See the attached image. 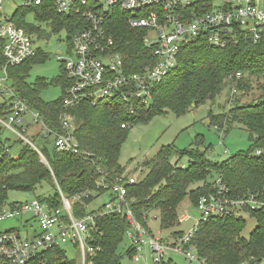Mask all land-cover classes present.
Segmentation results:
<instances>
[{
	"label": "trees",
	"instance_id": "1",
	"mask_svg": "<svg viewBox=\"0 0 264 264\" xmlns=\"http://www.w3.org/2000/svg\"><path fill=\"white\" fill-rule=\"evenodd\" d=\"M29 14L52 34L64 31L69 44L80 29L78 18L57 15L51 5L44 2L40 6L17 10L9 19L32 39L47 40L50 33L29 24L26 21ZM112 31L118 51L130 57L134 64L131 72H136L139 60L145 56L150 58L149 50L140 42V33L128 29L121 22H117ZM237 39V43L224 49L210 47L204 38L191 42L181 50L177 68L153 86L151 96L145 101L135 98L125 101L114 96L94 103L85 100L71 110L76 126L74 135L80 150L87 152L90 158L82 159L57 152L52 140L43 139L38 133L39 129L34 134L36 136L33 135V138L42 140L38 151L19 140L21 148L18 155L11 157L7 154L0 160V208L5 204L9 191L35 193L42 184L49 185L55 193L36 198L47 201L55 208L61 205L57 187L67 198L84 191L94 193L99 173H103L110 181L124 174L125 168L118 163V153L128 127L146 124L167 111L184 115L190 109L214 100L225 83L230 85L231 91L235 88L236 93H249L255 83L260 92L255 100L246 104L240 103L238 98L229 100L228 113L221 118L212 117V122L219 130L229 129L235 124L244 127L249 134V150L231 156L221 164H214L206 160L202 152L190 150L178 154L170 146L163 147L154 159L143 163L142 166L149 169L148 175L135 184L127 185V200L131 202L134 217L143 225L142 214L157 210L163 229L179 225L178 211L185 200L196 207L201 196L215 191L216 180L208 182L212 173L217 175L230 197L253 196L264 202V44L250 45L242 37ZM46 59L47 55L36 48L34 57L9 68L10 90L31 110L40 114L47 128L61 132L58 114L62 108L64 91L69 85L63 69L62 75L54 80L61 86L62 96L50 103H44L39 98L40 90L50 83L43 79L33 84L26 81L31 66ZM237 73L241 77L230 81ZM10 100L11 97L0 106L2 120L10 113ZM4 149L0 141V152ZM257 151L260 153L257 154ZM175 154L189 156L186 170L170 165L168 158ZM103 193L105 191H100L99 195ZM92 200H83V204L88 205ZM81 207L79 204L74 205V217L82 216L84 210ZM242 214L248 215L256 223L248 239L242 236L246 227ZM98 227L103 234L101 238L96 237L101 250L90 259L91 264H123L124 257L131 261L128 248L125 256L118 252L127 228L125 220L115 216L105 217L98 221ZM182 235L175 233L173 237ZM193 243L200 259L206 264H264V206L255 210H242L239 215L210 217L207 222L200 223ZM28 264L74 263L68 260L62 248H57L37 255ZM167 264L174 263L169 260Z\"/></svg>",
	"mask_w": 264,
	"mask_h": 264
},
{
	"label": "built area",
	"instance_id": "2",
	"mask_svg": "<svg viewBox=\"0 0 264 264\" xmlns=\"http://www.w3.org/2000/svg\"><path fill=\"white\" fill-rule=\"evenodd\" d=\"M44 2L49 3L57 15L78 18L80 26L68 43V59L60 61L57 57L69 82L58 114L61 132L47 128L40 114L7 87L6 96L11 97L10 113L4 120L0 119L2 126L36 151L37 147L22 136L34 127L39 128L43 139L52 140L57 152L90 158L87 152L80 150L74 135L75 118L70 111L85 100L94 103L114 96L125 101L149 99L153 86L177 68L181 50L198 38H204L215 49L237 43V37L250 45L264 44V0H33L25 2L23 8L40 6ZM2 6L0 0V12ZM117 22L138 31L140 42L150 52L149 59L145 56L139 60L136 72H131L134 64L130 57L117 49L112 31ZM35 54L32 37L5 18L0 24V72L4 75L0 83L8 80L9 68L19 66ZM240 77L237 73L229 80ZM4 93L5 90H0V94ZM25 116H28L27 120ZM7 154L5 148L0 152V160ZM42 161L45 163L43 158ZM99 174L96 197L92 192L84 191L67 198L57 187L60 207L33 199L13 203L8 210L0 209V221L30 215V221L37 224V228H33L30 221H22L24 227L30 224L32 234L24 235L16 229L0 232V264H28L43 252L66 246L79 252L80 264H91L90 259L101 250L96 240L103 236L98 221L110 216L126 222L124 236L129 242L132 264H167L171 254L181 255L188 263L206 264L193 243L200 223L207 222L210 217L239 215L242 210L264 206V202L253 196L230 197L217 178L215 191L198 200L196 208L200 216L193 229L165 241L161 236L151 235L146 226L147 215L142 214L145 225L133 215L131 202L127 200V185L138 180L126 172L113 181L103 173ZM100 191H105L101 195H110L108 203L88 211L87 207L100 196ZM90 198L93 200L84 205L83 200ZM76 204L84 210L79 218L73 215ZM187 218L182 216L178 223Z\"/></svg>",
	"mask_w": 264,
	"mask_h": 264
},
{
	"label": "rangeland",
	"instance_id": "3",
	"mask_svg": "<svg viewBox=\"0 0 264 264\" xmlns=\"http://www.w3.org/2000/svg\"><path fill=\"white\" fill-rule=\"evenodd\" d=\"M31 1L33 0H1L3 6L0 12V24L4 22L5 18L10 19L17 10H22L25 2ZM26 21L50 33L49 30L45 29L44 24L36 22L32 14L27 16ZM33 45L34 48L42 50L47 55V59L31 66L26 81L31 84L38 79L47 81L50 85L40 90L39 98L44 103L56 101L62 96V88L59 84L54 83V80L62 75L61 59H68L69 57L67 35L64 31L58 34L50 33V38L47 40L33 39ZM57 57L60 61L57 60ZM0 78L4 79V75L1 72ZM10 86V80L0 83V90H5L4 94H0V106L4 104V100H8L9 96H6V93H8L6 87L10 90ZM259 94L257 84L254 83L249 93H234L232 95L230 85L225 83L223 90L214 100L208 101L204 105H199L197 108H192L184 115H175L171 111H167L164 115L153 117L146 124L128 127L127 136L119 148L118 163L125 168L126 174L132 175L137 180H143L149 171L148 168L142 166L143 163L154 159L163 147L170 146L178 154L190 150L199 151L204 154L206 160L214 164H221L238 153H245L250 148L249 134L246 129L235 124L229 129L219 130L212 122V117H224L230 108L229 100L234 101V99L238 98L240 103L246 104L255 100ZM25 119L27 120L28 116H25ZM38 129V127H34L27 130L22 133V136L34 146L41 147L42 140L33 138V134L37 133ZM19 140H22L20 136L0 124V141L4 148L8 149L9 156L16 157L18 155L21 148ZM178 154L170 156L168 162L172 167L186 170L190 158L187 154L183 156ZM215 180H217V175L212 173L211 177L208 178V182L212 183ZM54 191L53 188L46 184L38 187L35 193L9 191L6 202L0 209L8 210L10 204L29 202L37 199V196L53 195ZM92 195L96 197L95 193H92ZM109 197V194L100 195L87 207V210L99 209L103 204L108 203ZM242 215L246 220V227L242 236L248 239L255 229L256 223L248 215ZM182 216H187V220L179 223V225L163 229L159 212L151 210L147 213L146 226L153 237L161 236L163 240L169 241L175 233L188 234L196 225L200 215L197 208L188 200H185L178 211V222ZM30 220V215H25L22 218L4 219L0 221V232L16 229L24 235L26 233L32 234V230L29 227L30 224L26 227L22 225V221L28 222ZM30 223L33 228H37L36 222L30 221ZM128 246L129 242L127 237L124 236L118 252L125 256ZM62 249L65 251L68 260L74 264H80V254L77 250L71 246H66ZM170 259L174 264H199L188 263L184 257L178 254H171ZM122 263L132 264L127 257H124Z\"/></svg>",
	"mask_w": 264,
	"mask_h": 264
}]
</instances>
